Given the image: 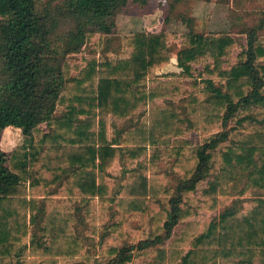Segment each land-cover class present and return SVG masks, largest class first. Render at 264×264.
Listing matches in <instances>:
<instances>
[{"label": "trees", "instance_id": "obj_1", "mask_svg": "<svg viewBox=\"0 0 264 264\" xmlns=\"http://www.w3.org/2000/svg\"><path fill=\"white\" fill-rule=\"evenodd\" d=\"M126 4L0 0V132L12 126L27 137L8 152L0 148V264H71L77 255L89 260V251L69 230L70 217L58 215L50 197L48 212L37 215L36 196L50 195V186L64 173L61 165L69 163L76 166L72 185L78 193L103 201L112 184L106 169L125 151L143 152L147 142L164 145L163 154L174 157L172 169L181 177L171 189L160 171L147 178L139 162L123 179L118 204L135 211L157 208L155 221H162L165 233L129 247L109 244L107 261L98 264H125L135 251L153 257L145 264H264L261 194L255 193L243 215L231 205L217 216L206 215L223 197L242 196L250 188L264 191V44L250 35L233 61V36L188 33L177 65L210 95L203 100V93H188L184 107L191 118H185L194 121L185 122L179 107L155 102L173 101L183 89L178 81L153 77V69L172 57L163 29L137 30L122 39L126 55L90 56L80 69L58 59L79 51L95 33L111 39L116 15ZM146 101L151 102L148 114L141 112L134 126L138 145L113 147L103 118L130 117ZM229 121L233 126L212 133ZM192 128L206 134L196 149L187 139L181 147L169 146L170 137ZM128 133L124 142L129 144ZM239 182L243 186L237 190ZM177 224L182 228L172 235Z\"/></svg>", "mask_w": 264, "mask_h": 264}, {"label": "rangeland", "instance_id": "obj_2", "mask_svg": "<svg viewBox=\"0 0 264 264\" xmlns=\"http://www.w3.org/2000/svg\"><path fill=\"white\" fill-rule=\"evenodd\" d=\"M161 29L165 30L169 35L168 50L172 57L166 64L167 66L164 65L165 67L163 66L164 68L160 70L158 74H154L153 77L154 79L159 80L158 77H163L164 79L165 77L167 78V76H171L170 81H178L181 83L180 85L183 86V89L178 93L177 98L171 101L167 97L163 99V101L168 102L170 105L179 107L182 110L181 114L183 118L181 119L186 120L185 122H189L190 120L194 121L193 119H188L189 117L191 118V114L187 112L188 108L187 110L185 109L184 103L188 97V93L192 92L202 94V91L204 90L202 88L203 86L200 81H197V84H193L196 80L186 76V74L182 72L181 68L180 70H178L179 68H176V66H178L177 53L187 45L185 42L186 35L188 33L231 35L237 40V45L233 50V58L234 55L240 52L242 48L240 45H245L250 35L257 37V39L264 44V0H127L126 6L116 15L114 34L111 36V39L106 35L95 33L91 38L85 41L79 51L66 55L60 54L58 59L60 61L62 59H66L68 62L70 61L77 65V69H80L90 56L100 55L103 58H117L126 55L128 51L123 49L122 39L137 30L158 31ZM61 30H65V28ZM56 44L57 46L61 45L58 46V50H65L63 47L65 40L64 44L58 41ZM111 51L113 52V55H111ZM232 60L235 61V58ZM199 67L201 66L199 65ZM209 95V92L206 90L200 97H204L203 100H205ZM185 116L188 118H185ZM230 126H233L231 121L228 122L226 127L216 125L215 128L212 129V133L223 128H229ZM205 136L206 134H203L199 128H192L181 136H175L174 138L173 136L170 137L173 139L170 140L169 138V145L172 143L173 146L181 147L183 145V141L187 139L192 147L196 149L197 146L203 143ZM26 139L27 137L22 134L21 130L11 126L6 127L0 132V148L7 152ZM145 161L147 162V160ZM155 162L157 165L152 167L155 169H151V171H160L168 181V186H170L171 189L174 188V185L177 181H179L178 179L181 176L179 171L176 172L172 169V161L156 160L153 163ZM213 169L214 171H217L218 166L214 165ZM105 174L107 175L106 181L111 182V186L113 185V188L115 187V189L118 190L121 183H123V169L120 170L114 166L108 173ZM108 177H110L112 181ZM242 184L243 183L241 182L237 184V190L243 186ZM255 193L261 194L264 197V191L250 188L242 196L231 195L221 198L217 208L210 213L208 212L209 214L207 213L206 215H210V217L217 216L226 206L230 205L236 209L239 215H243L250 207H252L254 203L253 198L256 196ZM116 194V191H114L113 195ZM193 195L196 197L198 196L196 193L191 194V196ZM111 206L112 207L109 208L110 210L104 212L106 213L105 219L103 222H99V225L111 226L116 223L117 210L114 208L113 204ZM95 207L96 209H94V211L98 209V204H95ZM192 210L194 209L192 208ZM141 220L131 223L128 221L125 225L122 223L119 224L120 227L123 226L124 231L122 236L125 237V239L123 238L125 241L132 243L133 236H135V240L139 237L143 238L148 236L147 234H143V229L147 227V224L145 225L146 221L144 219ZM96 221V218L92 219L93 223H96ZM87 222L89 223L88 220ZM131 225L133 226L135 233H131L133 229H128V226ZM136 225H139L140 229L137 228ZM125 228L129 231L128 234L125 233ZM89 229H87L88 236L85 237L83 242L85 245L90 246V244H94V242L99 241V239L98 234L95 236H89ZM153 229L155 228L153 227ZM78 234H80L82 238L83 230L81 229ZM162 234L163 233H160V235ZM38 235L40 234L37 232L36 237H39ZM109 235L110 234L106 236ZM116 236L117 235L114 231L110 235V237L114 238L115 243H117L116 240H118ZM171 238H168L166 241L169 242ZM165 244L166 242H164V245ZM97 251L98 250H95L94 248L90 249V252L93 254H96ZM63 262L65 264V261H62L61 263ZM66 263L68 264V262Z\"/></svg>", "mask_w": 264, "mask_h": 264}, {"label": "crops", "instance_id": "obj_3", "mask_svg": "<svg viewBox=\"0 0 264 264\" xmlns=\"http://www.w3.org/2000/svg\"><path fill=\"white\" fill-rule=\"evenodd\" d=\"M164 67H159V68L153 69V75L158 74L160 72V70H162ZM176 68L177 69L179 68L178 70H180L179 66H176ZM174 72H178V71H174ZM151 78H152V76H151ZM158 79L170 80L171 76H167V78L165 77L164 79H163V77H158ZM149 84H150V82H149ZM155 102L157 104H163V103L168 104V102H166V101H155ZM150 105H151V102L146 101V106L139 107L137 109V111L132 116L127 117V118L126 117L125 118L124 117L114 118L110 114H108L107 116H105L103 118L104 124H105V137L107 140L113 141V147H115L116 149L132 150L136 145H138L135 142L136 140H138V137L136 135V130L134 129V126L138 123V115L141 112L146 111L148 114V110L150 108ZM170 106H172V105H170ZM96 118H98V117H96ZM8 127H10V126H8ZM43 127H44V125H43ZM17 129H19V128H17ZM45 130H46V128L44 127V131ZM129 131H131L132 142L128 144V143L124 142V137L129 134L128 133ZM172 139L170 138V140H172ZM130 146H132L133 148H131ZM169 146L172 147L173 144L170 143ZM163 147H164V145H152V144H149L147 142L143 152H141V153H137V151L135 149H133L131 154L127 151V153H129L127 155L126 151H125V153H121L119 156H117V158L112 162V166L110 168L106 169V173H108L111 170V168L116 166V168H118L120 170L123 169V176L122 177L124 179L128 175L129 170L137 168L138 163L142 162V163H144V166L146 168L144 173H145L146 177L149 178L150 173L153 172V171H151V169H155L152 167H155V165H157L156 162L153 163L154 161H156V160L169 161L170 160V161H172L171 166L173 164V161H174L173 157L170 155L169 156L164 155L162 153L161 149ZM134 151H136V153ZM145 160H147V162ZM75 167L76 166L69 164V163L62 164L61 168L62 169L64 168V173L61 174V176L55 181V183H53L50 186V189L52 188L51 189L52 193L50 195L40 194V195L36 196V200H37V208H36L37 213L36 214L39 216H44V214L46 212H48L49 204L47 203V199H48V197H50L49 201L53 203V208H55L57 210L56 213L62 217H64L65 215H68L70 217V221H69L70 232L74 236L80 238L81 243L84 247V250L89 251V255H88L90 257L89 260H87L85 257H81V256L77 255L74 257V260L72 261L71 264H95L96 262H97L96 264H98L99 259H100V261H107L108 256L105 255L106 254L105 250H107V249H105V248L107 246H109V244H112L113 246H118V247H121L123 245H127L129 247L132 245H136L141 240L151 239V237H150L151 235L155 236V235H160V233H165V229L163 230V228H161L162 221L159 223V225H157V222L155 221V219L158 217V209L157 208H153L152 211H149V208L146 209L145 211H143V210L135 211V210L124 209L122 207V205L120 206L118 204L119 201L122 199V195L121 196L118 195L119 189L116 190L115 187L113 188V185L109 188V191L107 192L105 199L107 197L113 198L115 196V195H113V192L116 191V193H117L116 195H118V199H116L114 201L109 200L108 198L106 199V201H105V199L102 201V199L98 198L97 196L86 197L85 195H82V194L80 195L78 193L77 188H75L74 185H72L73 180L75 178V172H74ZM59 168H60V166H59ZM154 172L158 173L159 171L154 170ZM108 178L110 180H112L110 177H108ZM166 184L168 185V181L166 182ZM121 185H122V183H121ZM112 188L114 191L113 190L111 191ZM171 196L172 195H169L167 199H163V200H166V203H167V201H169ZM147 200H148V202L150 201L149 195H147ZM95 204H98V209L94 211V209H96V207H97V206L95 207ZM112 204L114 205V208L117 210L116 223L115 224L112 223L113 225H111V226L99 225V222H103V220L105 219L106 213H104V212H106L107 210H110L109 208L112 207L111 206ZM194 216L195 215L191 214L190 219H192V217H194ZM94 218L97 219L96 223L92 222V219H94ZM160 218H162V219L166 218V215L165 214L160 215ZM141 219H144L146 221L145 225L147 224V227H145L143 229V232H144L143 234H147L148 236L143 237V238L139 237L136 240H135V236H133L132 243L129 241H125L124 240L125 237L122 236L123 231H124L123 226L120 227L119 224L122 223L123 225H125V223L127 224L128 221H130V223L131 222H138ZM87 220L89 221V223L92 222L93 224L90 223V225H89ZM81 227H85V228H81ZM136 227L140 229L139 225H136ZM153 227L155 229H153ZM181 228H182L181 224L175 225L171 231L172 235L176 232H180ZM81 229L83 230V235H82L83 237L82 238H81L80 234H78V233H80ZM87 229H89L88 230L89 234H90L89 236H95L96 234H98V239H99V241L94 242V244H90V246L85 245L83 242L85 237L88 236L87 235L88 234ZM128 229L132 230L133 226L132 225L128 226ZM113 231L117 235L116 236L118 239V240H116L117 243L114 242V238L110 237V235L112 234ZM125 233L128 234L129 231L126 229ZM131 233H135L134 229L132 230ZM108 234H110V235L106 236ZM126 242H128V243H126ZM169 242H166L164 247H166L169 244ZM189 247H190V244L186 245L183 248L184 251H187L189 249ZM91 248L98 250L96 252V254L95 253L93 254L90 252ZM151 248H155V246H152L149 249H151ZM141 253H142V251H141ZM94 255H96V256H94ZM92 257H93V259H92ZM152 259H153V257H147L146 254H139L138 252L135 251L133 253V255L131 256L130 260L127 261L125 264H145L147 261H151ZM61 262L62 261H60L59 264H63ZM175 264H179V262H176Z\"/></svg>", "mask_w": 264, "mask_h": 264}]
</instances>
